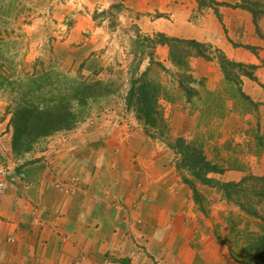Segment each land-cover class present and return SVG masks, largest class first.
I'll return each mask as SVG.
<instances>
[{"label":"crops","instance_id":"crops-1","mask_svg":"<svg viewBox=\"0 0 264 264\" xmlns=\"http://www.w3.org/2000/svg\"><path fill=\"white\" fill-rule=\"evenodd\" d=\"M140 1L149 6L143 11L159 15L147 32L150 37L162 33L195 40L221 50L233 62L256 66L257 82L243 77L242 90L263 107L264 17L258 21V33L252 15L240 9L214 6L218 18L213 8H200L196 0ZM81 27L68 32V41L82 34ZM100 33L104 29H94L90 39L82 36L69 53L75 57L70 65H81V71L89 73L102 68L99 52L106 43ZM154 55L167 70L171 67L166 47H157ZM189 68L195 80L203 79L204 92L222 89L216 61L191 58ZM160 104L172 136L183 137L182 132L174 134L171 124L182 105ZM233 116L223 122L225 134L234 135L243 127ZM115 123L59 136L67 140L25 165L17 161L0 166V264H254L242 254L243 230L248 225L251 233L262 234L264 227L251 219L238 227L229 225L211 202L212 190L197 185L210 205L204 214L177 173L175 159L162 155L133 119ZM246 172L264 176V155L252 157L241 172L210 177L239 182Z\"/></svg>","mask_w":264,"mask_h":264},{"label":"rangeland","instance_id":"rangeland-1","mask_svg":"<svg viewBox=\"0 0 264 264\" xmlns=\"http://www.w3.org/2000/svg\"><path fill=\"white\" fill-rule=\"evenodd\" d=\"M0 2L7 7L0 16V166L7 168L12 163H17V161H23L22 165L32 162L34 160L31 158H34L35 155L41 154L60 142H65L67 139L59 136L69 134L72 131L77 130L81 134H86L88 129L97 128V126H102L104 123H120L121 120L130 122V119L137 122L134 114L126 109L124 98L129 88L131 76L133 74L139 76L147 70L148 79L161 83L168 90V100L172 98V100L182 105L181 109H178L183 116L182 119L179 118L177 111L176 117H173L171 121L175 135L182 132V138L186 141L200 142L204 147L203 150L207 159L217 162L216 164L221 167L227 168L234 165L241 168L239 171L236 170L241 172L245 168V163L250 165V159L254 156L252 153H248L249 150L246 145L252 137V130H255L257 122H264V105L261 108L259 106L257 113L243 114V105L236 103V106L232 109L233 117H236L240 122L242 120L243 127L234 135H229L225 134L222 129L225 120L213 116L205 109L204 102L208 97L202 87L203 84H194L193 87L198 94L200 93L203 98L205 97V101L202 97H200V101L193 98L190 104L182 99L181 90L176 87L178 73L171 65L169 57L168 62L171 67L167 70L158 61L159 57L156 55H154L155 63L145 67L147 63L144 65L143 63L148 59L147 56H144L138 72L135 73V66L140 56L136 40H138V37L140 39L150 37L147 32H150V26H152L155 18L159 16L157 13L150 14L143 11L145 4L148 6L147 3L139 2V0H0ZM137 9L141 11L138 12ZM137 20L140 21L139 25L141 27L135 22ZM80 25L82 26V34L77 35L75 41H68L70 36L68 32L79 29ZM96 28L104 29V33H100V35L104 36L106 46L104 49H100L99 52L104 60V65L97 72H82L81 65H70L71 60H75V57L69 53L75 51L77 46L80 45L77 43L83 40L82 36L87 39L93 37ZM154 35L155 33L152 37ZM64 42H66L65 45ZM68 50L70 51L67 52ZM159 64L166 71L162 70ZM142 68L144 69L142 70ZM46 74L52 80H55L58 76L61 78L67 76L88 83L101 81L110 84L113 93L107 98L93 103L87 117L82 123L76 125L72 131L55 134L51 138L58 136L57 139L53 138L51 142L49 141L51 138L45 139L36 147L34 152L16 156L11 148V114L14 112L15 104L21 96L20 91L24 92L28 88L27 80L29 78H41ZM202 80L201 78L197 79L201 82ZM227 90L224 89V92H227ZM229 102L228 99L226 103L230 104ZM203 110L206 112H202L204 117L200 120V113ZM138 125L140 124L138 123ZM167 138L168 141L164 139L152 141L154 144L159 145L162 155L166 158L175 159L174 152L166 145L167 142H173L176 138L172 136L170 127ZM236 160L239 163H236ZM228 170L230 169H226V171ZM210 175L209 178H211ZM246 175L251 174L246 172ZM206 188L212 190L211 202L224 212L229 225L234 220H239L244 225V220L251 219L264 227L261 219L240 214L239 210L228 204L219 192L209 187ZM209 206L207 203L204 204L207 211ZM257 210L259 215L264 217V203L257 206ZM247 228L243 230L242 239L246 237V233L261 235V233H251L248 225ZM240 244L242 247L244 246V243ZM234 247L236 249L235 244Z\"/></svg>","mask_w":264,"mask_h":264},{"label":"trees","instance_id":"trees-1","mask_svg":"<svg viewBox=\"0 0 264 264\" xmlns=\"http://www.w3.org/2000/svg\"><path fill=\"white\" fill-rule=\"evenodd\" d=\"M196 2L200 8L223 6L246 11L252 15L256 31L259 33L257 24L264 17V0H237L234 5L218 4L212 0H196ZM5 8L7 7L0 2V16ZM214 13L220 18L215 9ZM136 45L140 56L135 66V73L138 72L144 56H147L149 65H152L155 63V49L159 46L168 48L169 61L178 73L177 87L181 90L182 99L185 102L190 103L193 98L201 100L200 93H197L193 85H202V82L191 76L189 60L202 58L207 62L216 61L224 79L221 92L218 91L220 93L205 91L207 100L205 101V97H202L208 112L225 120L230 114H233L232 109L236 103L243 105V114L258 112L260 104L252 101L242 90L243 77L257 82L256 66L233 62L221 50L210 45L195 40L169 37L162 33H156L153 37L143 39L138 37ZM249 49L253 51V48ZM159 66L166 71L161 64ZM147 71L139 76L136 74L131 76L124 98L125 106L128 111L134 114L148 138L168 141L169 127L159 102L162 99L174 103V100L172 98L168 100L169 92L161 83L148 79ZM27 82L28 88L24 92L20 91L21 96L15 104V110L11 114L10 120L12 127L11 148L16 156L34 152L42 141L55 134L72 131L76 125L84 121L93 103H97L113 93L110 84L101 81L88 83L67 76L62 78L58 76L52 80L46 74L37 79L29 78ZM224 89H228L227 92H224ZM228 99L230 104L226 103ZM201 113L200 120L204 117V114ZM211 137L213 138V136ZM166 145L174 152L176 156L175 169L181 176L182 182L191 189L194 202L200 211L206 214L204 207L206 200L198 193L197 185L216 190L228 204L235 206L240 214L261 219L264 223V217H261L257 210V206L264 203V176L246 175L239 182L222 183L209 178V175L223 174L226 169L239 171L241 168L234 165L224 168L216 164L217 162L209 161L205 156L204 147L198 141H186L179 137L175 138L173 142H167ZM246 147H248V153H252L255 158L264 155V122H257ZM237 162L238 160H236ZM231 222L234 227L242 225L239 220ZM245 228L248 229L247 225ZM245 236L242 254L246 255L254 264H264V234L246 233Z\"/></svg>","mask_w":264,"mask_h":264}]
</instances>
